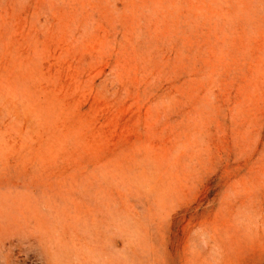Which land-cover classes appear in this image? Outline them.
Returning <instances> with one entry per match:
<instances>
[{"label":"rangeland","instance_id":"obj_1","mask_svg":"<svg viewBox=\"0 0 264 264\" xmlns=\"http://www.w3.org/2000/svg\"><path fill=\"white\" fill-rule=\"evenodd\" d=\"M0 264H264V0H0Z\"/></svg>","mask_w":264,"mask_h":264}]
</instances>
